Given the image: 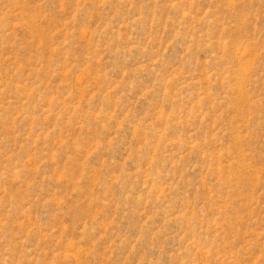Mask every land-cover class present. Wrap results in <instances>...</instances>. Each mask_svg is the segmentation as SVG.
Segmentation results:
<instances>
[{
    "label": "rangeland",
    "instance_id": "374dc122",
    "mask_svg": "<svg viewBox=\"0 0 264 264\" xmlns=\"http://www.w3.org/2000/svg\"><path fill=\"white\" fill-rule=\"evenodd\" d=\"M0 264H264V0H0Z\"/></svg>",
    "mask_w": 264,
    "mask_h": 264
}]
</instances>
